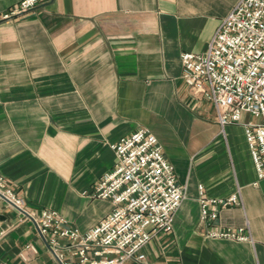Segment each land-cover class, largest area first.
Instances as JSON below:
<instances>
[{
    "label": "crops",
    "instance_id": "0c3cea01",
    "mask_svg": "<svg viewBox=\"0 0 264 264\" xmlns=\"http://www.w3.org/2000/svg\"><path fill=\"white\" fill-rule=\"evenodd\" d=\"M238 1L50 0L4 20L18 0H0V175L26 207L91 228L113 208L89 196L116 163L110 145L143 127L185 196L172 230L127 264H264V178L243 129L252 118L221 131L181 78V53L205 51ZM233 194L239 204L201 219V195ZM238 228L250 239L207 235ZM0 230V264H58L34 223L2 204Z\"/></svg>",
    "mask_w": 264,
    "mask_h": 264
},
{
    "label": "built area",
    "instance_id": "2783aa9c",
    "mask_svg": "<svg viewBox=\"0 0 264 264\" xmlns=\"http://www.w3.org/2000/svg\"><path fill=\"white\" fill-rule=\"evenodd\" d=\"M50 0H18L2 19L34 10ZM186 86L212 104L223 131L242 115L244 137L258 179L264 178V0H239L214 31L205 51L180 55ZM116 163L89 192L113 208L91 228L80 231L57 212L28 209L13 185L0 175V204L32 221L58 264H127L144 259L143 248L159 233L172 230L175 211L184 199L171 163L147 128L110 145ZM202 193V186H198ZM202 220H216L220 208L239 204L226 199H199ZM4 231L0 230V237ZM210 237L249 240L243 228L209 230Z\"/></svg>",
    "mask_w": 264,
    "mask_h": 264
}]
</instances>
